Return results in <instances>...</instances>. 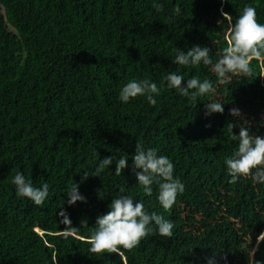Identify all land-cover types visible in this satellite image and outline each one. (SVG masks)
Returning <instances> with one entry per match:
<instances>
[{"label":"trees","instance_id":"trees-1","mask_svg":"<svg viewBox=\"0 0 264 264\" xmlns=\"http://www.w3.org/2000/svg\"><path fill=\"white\" fill-rule=\"evenodd\" d=\"M245 5L264 23V0H0V264H249L253 248L264 264V184L229 183L224 163L241 126L264 137V69L253 60V77L224 85L211 65L172 63L177 49L194 46L209 48L215 63L227 47L222 12L235 23ZM173 71L182 86L209 79L216 93L194 106L167 87ZM144 79L161 89L155 106L143 96L119 99L130 80ZM209 102L223 103V114L205 116ZM137 143L168 157L185 185L169 211L156 184L145 195L136 180ZM109 156L113 164L92 176ZM121 156L128 167L117 176ZM17 172L34 187L49 185L42 207L16 194ZM72 183L86 202L68 205ZM122 195L170 220L173 235L154 231L123 256L94 254L96 220Z\"/></svg>","mask_w":264,"mask_h":264},{"label":"clouds","instance_id":"clouds-1","mask_svg":"<svg viewBox=\"0 0 264 264\" xmlns=\"http://www.w3.org/2000/svg\"><path fill=\"white\" fill-rule=\"evenodd\" d=\"M153 8L159 12L163 10V5L154 3ZM178 14L180 9L177 7ZM227 17L229 26L227 28V47L223 49L221 57L213 63L209 55L210 49L207 47L194 46L186 53L176 50L177 54L172 61L184 67H196L201 63L205 66H212V71L216 74L219 84L228 85L232 83V77H253L252 62L257 61L261 69H264V23L257 20L256 9L245 5L242 14L231 22V16L222 12ZM261 77H264L262 72ZM169 89L177 90L180 95L187 97L193 102L198 97L214 95L216 87L209 79L201 81L198 77L192 76L187 80L186 86H182L184 76L175 71L164 77ZM194 90V91H193ZM161 89L156 83L148 79L142 81L130 80L124 85L119 93V99L123 103L138 96L146 97L150 106L157 104L156 96H159ZM205 116L212 113L224 112L223 103L209 102L205 104ZM229 114L239 117V109L232 108ZM234 124H229V132L232 133ZM231 138H238V147L230 158H226L224 163L227 167L228 175L231 177L229 183L235 184L239 178H251L253 183L264 184V137L253 135L245 126H241L239 135L232 133ZM133 159V171L137 182L143 186L145 195H151L152 185L158 186V202L165 211L171 210L176 203L178 194L185 191V185L174 177V164L163 155H158L154 148L145 149L143 144L135 145ZM114 157L109 156L100 161L99 165L92 173V176L99 177L100 173L113 164ZM128 158L121 156L115 162V174L120 176L122 171L128 167ZM139 169L140 171H135ZM90 174L84 172L83 180ZM12 183L16 187V194L27 198L36 206H43L49 196V185L44 183L41 187H34L26 180L23 173L17 172ZM79 185L72 183L71 189L67 192L68 205H74L77 201L86 202L84 196L79 194ZM123 192V189L120 190ZM102 198V193L98 192ZM110 211L96 220V231L91 237L90 251L94 254H116L123 256V251H131L138 247L140 242L154 233L161 237L171 238L173 235V223L155 212L149 213L145 210L142 202H134L130 196H119L113 198L109 205ZM62 217L61 222L69 223L66 212L61 209L58 213ZM155 226V228L153 227ZM264 241V232L257 237V246ZM256 248L250 252L249 264H262L260 260L254 259Z\"/></svg>","mask_w":264,"mask_h":264}]
</instances>
